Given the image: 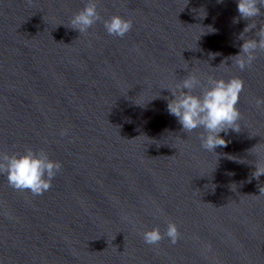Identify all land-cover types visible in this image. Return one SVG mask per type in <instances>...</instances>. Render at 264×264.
<instances>
[{"label": "water", "instance_id": "1", "mask_svg": "<svg viewBox=\"0 0 264 264\" xmlns=\"http://www.w3.org/2000/svg\"><path fill=\"white\" fill-rule=\"evenodd\" d=\"M84 3L0 0V152L43 149L62 165L39 196L0 174V264H264V175L252 177L250 153L264 158V52L236 67L250 22L236 0H100L103 19L132 20L123 38L102 21L67 26ZM185 65L202 84L243 80L240 131L221 133L216 153L167 111L164 88ZM170 221L175 244L144 242Z\"/></svg>", "mask_w": 264, "mask_h": 264}, {"label": "clouds", "instance_id": "2", "mask_svg": "<svg viewBox=\"0 0 264 264\" xmlns=\"http://www.w3.org/2000/svg\"><path fill=\"white\" fill-rule=\"evenodd\" d=\"M236 2L239 18L250 21L239 34V38L243 41L239 52L231 56L236 67L244 70L252 65L258 52H264V22L258 23L256 19L262 15L264 0H236ZM99 3L100 0H85L84 7L72 15L67 26L82 34L102 21L106 33L119 38H123L131 31L133 27L131 19L119 14L103 19L98 11ZM233 22H238L237 18L234 17ZM254 29V34L248 37L246 34ZM215 31L216 29L208 26L200 35ZM209 55L210 58H214L216 54ZM182 68L186 75L174 86L164 88L171 93V98H166L167 111L177 119L181 130L187 135L201 129L202 132L199 134L201 148L216 153L217 147H227L229 141L224 136H227L229 131H240L241 112L238 103L243 91V80L235 76L228 79L208 76L206 83L202 84L201 78L188 65ZM197 88H200L199 93L194 92ZM135 104L144 105L137 102ZM255 104L257 107L264 106V98H257ZM221 133H224V136ZM250 153L256 157L251 162L255 165L252 177L259 179L264 175V158L258 153ZM61 168V163L51 159L43 149L34 150L26 147L23 152L11 154L0 152V174L6 175L9 186L17 191H29L34 196L42 195L51 188L52 181ZM165 236L171 244L177 242L179 231L174 222H168L163 233L158 226L146 229L142 233L143 240L148 245L158 244Z\"/></svg>", "mask_w": 264, "mask_h": 264}]
</instances>
